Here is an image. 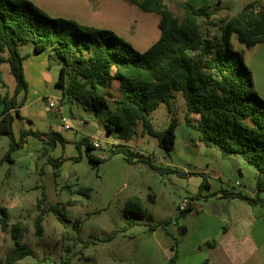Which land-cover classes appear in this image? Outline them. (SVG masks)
Returning a JSON list of instances; mask_svg holds the SVG:
<instances>
[{
    "label": "trees",
    "instance_id": "16d2710c",
    "mask_svg": "<svg viewBox=\"0 0 264 264\" xmlns=\"http://www.w3.org/2000/svg\"><path fill=\"white\" fill-rule=\"evenodd\" d=\"M127 1L142 11L160 16V37L144 52L137 51L110 30L51 17L31 1L0 0V67L7 63L15 80L14 90L9 95L0 71V136L11 139L7 157L22 146L27 135L42 141L45 136L52 146L65 142L55 131L22 132L19 141L14 140L10 112L14 110L18 114L17 108L22 102L17 103V95L27 88L23 73L26 55L21 53L20 47L32 44L35 53L46 52L49 62L59 65L55 85L61 90L63 101L78 104L95 117L105 112L107 133L114 134L121 142L132 140L140 122L143 132L155 137L159 146L170 154L175 145L177 119L172 117L167 128L157 131L149 115L162 103L171 114V99L181 93L186 105L185 122L198 132V140L206 147L242 159L257 171L253 197L228 190L203 196L202 191L210 186L205 175L198 174L202 181L194 198L206 199L217 194L222 198L264 205L259 199V194L264 192V99L255 89L243 53L235 50L231 43L233 34L246 48L264 43V7L253 1L234 15L225 14L215 19L221 9L219 4L212 8H195L188 2H181L182 16L179 18L161 0ZM113 86L118 90L117 96L110 91ZM109 98H113L112 109ZM193 114L199 115L197 121L192 120ZM82 143L90 161L97 165L103 162L89 153L92 147L87 139ZM119 153L125 155L127 162L136 157L137 162L152 164L150 157L113 145L110 155ZM50 163L54 176H59L61 161L55 159ZM89 191L87 187L78 190L85 194ZM44 199L45 196L39 200L37 208ZM45 210L34 220L37 236L43 232ZM50 210L56 212V206H50ZM192 210L190 207L180 214ZM122 215L127 222L124 228L143 220L139 199L128 200ZM0 227L10 231L14 244L0 257V264H18L33 256V251L22 244L25 227L20 221L9 224L5 207H0ZM156 228L151 226L149 230ZM213 242L206 244L210 246ZM176 259L175 253L170 262L173 264ZM85 264H91L88 258Z\"/></svg>",
    "mask_w": 264,
    "mask_h": 264
},
{
    "label": "rangeland",
    "instance_id": "374dc122",
    "mask_svg": "<svg viewBox=\"0 0 264 264\" xmlns=\"http://www.w3.org/2000/svg\"><path fill=\"white\" fill-rule=\"evenodd\" d=\"M253 1L264 4V0H223L222 5L228 9V14L234 15ZM164 2L170 5V0ZM172 10L177 17L182 16L179 8ZM136 19L139 23L135 28L139 30L143 21ZM119 37L139 52L148 48L136 45L127 32ZM0 71L6 88L11 90L15 80L9 65L2 64ZM110 91L117 96L116 86ZM109 102L111 109L114 108L113 98H109ZM170 104L171 114L162 103L149 115L157 131L167 128L172 117L177 119L175 145L170 154L159 146L155 137L143 132L139 122L131 141L117 143L114 136L109 135L108 141L100 142L101 148L93 152L103 162L95 164L88 159L85 147L77 148L76 142L81 141L84 132L99 137L106 113L95 117L81 106L69 103L63 105L62 112L73 125L72 131L63 130V134L69 136L68 145L56 142L52 146L44 137L43 141L32 137L7 157L11 139L0 136V207L6 208L9 224L20 221L25 227L22 244L33 251L32 257L18 264H85L86 258L91 264H172L170 258L177 254L178 242L189 250L191 263H202V253L208 248L206 242H210L202 239L213 228L208 233L205 230L221 217L228 220L235 201L242 200L217 194L195 199L200 185L198 174H204L216 192L228 190L253 197L257 171L242 159H236L241 182L237 171L221 152L204 146L198 140V132L186 124V105L181 93H176ZM191 118L197 121L199 115L193 114ZM49 120L52 128L61 125L57 114L49 113ZM92 121L98 128L90 125ZM19 139L20 135L14 138L17 142ZM113 145L126 146L150 157L152 164L127 162L123 153L111 156ZM55 159L61 161L57 177L50 163ZM86 187L90 189L88 193L78 192ZM43 196L45 199L37 208ZM134 198L141 203L144 219L124 228L127 222L122 211L125 203ZM259 199L264 201V192L259 194ZM185 200L191 203L193 210L181 215L177 209ZM52 205L56 206L57 213L50 210ZM44 208L43 232L37 236L34 220ZM254 214L256 223L262 224L264 206H256ZM151 226L157 228L150 231ZM183 229L185 232L181 234ZM13 247L10 231L0 227V257Z\"/></svg>",
    "mask_w": 264,
    "mask_h": 264
},
{
    "label": "crops",
    "instance_id": "0c3cea01",
    "mask_svg": "<svg viewBox=\"0 0 264 264\" xmlns=\"http://www.w3.org/2000/svg\"><path fill=\"white\" fill-rule=\"evenodd\" d=\"M28 1H31L40 10L54 18L69 19L81 25L110 30L119 36L127 32L136 45H145L149 48L160 37L158 28L160 16L155 13L142 11L135 4L127 0ZM161 1L173 13L175 11L172 9L175 10V7L179 8V3L181 2H188L195 8L202 6L212 8L219 4L221 9L215 16L219 18L229 13L227 12L228 9L222 5L223 0H170V5L166 4L164 0ZM259 6L264 7V4H259ZM136 17H139L143 21L142 24L144 23L143 25L141 24L142 26L140 25L139 30L135 28L139 23ZM231 43L235 50L243 53L244 62L252 72L255 89L259 96L264 99V43L246 48L238 42L235 34L231 36ZM20 51L23 55H26L23 61V73L27 88L17 95V103L22 102L17 108L18 114L14 110L10 112L13 116V137L21 135L22 132L45 134L55 131L64 138V143L68 145L70 143V140H68L69 136L68 134L64 135L63 130L65 132L72 131L73 125L71 120L67 118V123L71 127L64 126L61 122V125L57 127L53 126L54 128H52V123L49 120V113L52 114V112L48 109V101L55 99L60 101L62 106L65 104L62 99L61 90L55 85L59 76V65L55 62H49L46 52L35 53L32 44L20 47ZM48 66L50 68H47ZM14 87L11 90L6 88L9 95L12 94ZM42 102L45 105L42 106ZM75 119H73L74 122H77ZM90 125L98 128V124L93 121ZM99 132V137L94 134L91 135L88 132L82 133L81 141L76 142L77 148L84 146L82 143L84 139L88 140L91 147V141L93 140H99L100 142L109 140L110 134L107 133L105 124ZM74 134L77 133L75 132ZM111 135L114 136V134ZM32 137L34 136L27 135L24 141ZM43 137L45 138V136ZM104 137H107V139L104 140ZM116 142L122 143L119 139H116ZM128 149L131 153L138 154L135 150ZM93 151L95 150L91 149L89 153L99 158ZM135 162H137L136 157L132 158V163ZM200 183L201 178L199 177ZM209 193L217 192L212 190L211 186L208 190L202 191L203 196ZM235 202V209H232V216H229L228 220L221 217L217 221L212 222V226L205 230L208 233L213 228L212 232L208 233L202 241L214 242L208 246L207 251L202 253L203 261L200 264H264V222L262 224L256 223L257 216L254 214L256 206L264 205L250 204L243 200ZM215 213H217L216 209ZM176 252L177 259L174 264H198L189 261L190 252L181 242H178Z\"/></svg>",
    "mask_w": 264,
    "mask_h": 264
},
{
    "label": "built area",
    "instance_id": "2783aa9c",
    "mask_svg": "<svg viewBox=\"0 0 264 264\" xmlns=\"http://www.w3.org/2000/svg\"><path fill=\"white\" fill-rule=\"evenodd\" d=\"M48 109L54 113L57 114L61 117V122L63 123L64 126H68L71 127L68 123H67V118L62 116V112H63V106L62 103L58 100L55 99H51L48 101ZM92 144V149H99L101 148V144L99 140L96 141H91ZM192 207L191 203L189 201H183L181 202V204H179L177 211L179 213H181L182 211L187 210L188 208Z\"/></svg>",
    "mask_w": 264,
    "mask_h": 264
},
{
    "label": "water",
    "instance_id": "95a60500",
    "mask_svg": "<svg viewBox=\"0 0 264 264\" xmlns=\"http://www.w3.org/2000/svg\"><path fill=\"white\" fill-rule=\"evenodd\" d=\"M106 139H107V137H104V140H106ZM220 152H221L222 157H223V158H226V159L229 161L231 167H232L234 170L237 171L238 178H239L240 181L242 182V174H241V171H240V169H239L238 161H237V160H236V159H235L230 153L225 152V151H220ZM184 232H185V229H183V230L181 231V234H183Z\"/></svg>",
    "mask_w": 264,
    "mask_h": 264
}]
</instances>
